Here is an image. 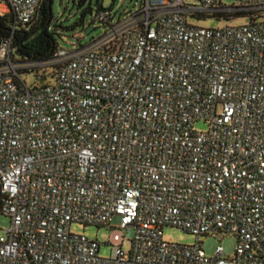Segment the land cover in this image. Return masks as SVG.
<instances>
[{
    "label": "built area",
    "instance_id": "obj_1",
    "mask_svg": "<svg viewBox=\"0 0 264 264\" xmlns=\"http://www.w3.org/2000/svg\"><path fill=\"white\" fill-rule=\"evenodd\" d=\"M41 1L0 0L13 21L0 45V264H264V20L188 21L264 0L100 9L101 36L19 63L12 35ZM41 68L53 83L22 79ZM73 223L124 230L128 248L100 257ZM165 227L196 241L167 242ZM226 235L232 255L199 241Z\"/></svg>",
    "mask_w": 264,
    "mask_h": 264
},
{
    "label": "rangeland",
    "instance_id": "obj_2",
    "mask_svg": "<svg viewBox=\"0 0 264 264\" xmlns=\"http://www.w3.org/2000/svg\"><path fill=\"white\" fill-rule=\"evenodd\" d=\"M141 0H102V7H112L116 17L122 16L129 10L138 8ZM221 4L225 6L236 5V0H221ZM88 2L81 8L77 6V0H62L59 5V0H53L52 14L55 20L62 26H71L80 17L82 9H85ZM91 7H96V0H91ZM190 23L203 27V28H219L225 25L236 26L248 22V20H233L225 21L218 20L214 17L205 16L199 19L189 18ZM105 31V28L98 23L91 22L90 16L87 15L84 24L75 27L70 30H62L59 35H56V40L59 48L72 49L74 44H78V40L82 43L87 42L92 37H99ZM52 69H48L47 73ZM41 74V72H40ZM23 80L27 82L29 86H33L36 82L33 74H21ZM50 78H46L45 81H49ZM52 81V80H51ZM195 129L197 131H205L207 125L203 122H196ZM8 217L0 214V241L6 239L5 228L8 226ZM71 231L77 234H82L90 239H97L101 243L99 249L100 257H109L113 246L122 245L127 250L128 242L125 240V231L119 228H104L96 226H87L85 229L80 224L73 223L71 225ZM163 239L167 242L178 243L182 245H191L196 241V237L192 234L186 233L175 227H165L163 229ZM108 242L106 243V241ZM199 241L203 244V248L207 255H212L217 246H222L225 253L232 255L235 249L236 240L231 236H224L220 239H216L210 236H201Z\"/></svg>",
    "mask_w": 264,
    "mask_h": 264
},
{
    "label": "trees",
    "instance_id": "obj_3",
    "mask_svg": "<svg viewBox=\"0 0 264 264\" xmlns=\"http://www.w3.org/2000/svg\"><path fill=\"white\" fill-rule=\"evenodd\" d=\"M75 1V0H74ZM88 2L85 9H82L80 17L71 26H62L54 19L52 14L53 0H42L36 12V16L28 23L18 26L12 35L14 60L19 63L36 62L49 60L55 51L59 48L56 40V35L62 30H70L84 24L87 15L90 16L93 22V13L97 10L104 9L102 2L96 0V7H91V0H77V6L83 7ZM110 7L109 9H111ZM218 20L233 21V20H248V22H256L264 20V9L253 10L248 12H219L210 15ZM205 17L199 16L197 19ZM12 17L7 15L0 16V45L8 39L12 34ZM49 68L35 69L33 72L21 71L20 74H33L37 83L34 86L42 87L53 83L56 72L54 69L47 73ZM41 72V74H40ZM50 78L49 81H45ZM52 80V81H51Z\"/></svg>",
    "mask_w": 264,
    "mask_h": 264
},
{
    "label": "water",
    "instance_id": "obj_4",
    "mask_svg": "<svg viewBox=\"0 0 264 264\" xmlns=\"http://www.w3.org/2000/svg\"><path fill=\"white\" fill-rule=\"evenodd\" d=\"M61 1L62 0H59V5L61 4ZM102 0H100V4H101ZM244 9H247V8H237V10H244Z\"/></svg>",
    "mask_w": 264,
    "mask_h": 264
}]
</instances>
